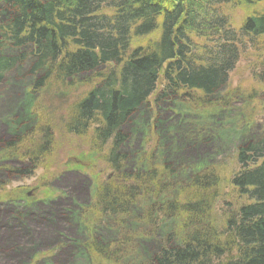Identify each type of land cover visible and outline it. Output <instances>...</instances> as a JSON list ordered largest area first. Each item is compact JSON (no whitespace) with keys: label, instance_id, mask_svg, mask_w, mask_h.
Here are the masks:
<instances>
[{"label":"trees","instance_id":"trees-1","mask_svg":"<svg viewBox=\"0 0 264 264\" xmlns=\"http://www.w3.org/2000/svg\"><path fill=\"white\" fill-rule=\"evenodd\" d=\"M263 3L0 0L12 13L0 30L4 43L16 49L31 46V72L44 73L35 78L30 92L48 89L51 95L73 94L74 100L62 108L40 109L35 128L2 143L6 158L30 168L12 173L27 177L52 157L58 110L63 111L61 127L68 136H89L92 151L105 153L110 174L97 183L85 215L92 227L111 222L120 237L110 243L92 237L84 249L93 264H264V137L237 150L239 170L229 184L245 201L238 206L225 193L219 198L224 177L215 168L178 185L166 167L151 164L155 156H144L150 165L143 170L128 172L122 153L128 139L122 128L154 95L158 100L181 99L195 111L227 108L231 99L245 96L233 90L221 93L243 56L251 60L255 82L264 86V6L262 11H249ZM225 8L244 10L247 16L236 27ZM16 64L0 58V84ZM246 97L256 99L254 93ZM0 189L5 191L2 185ZM6 195L19 201L25 192ZM219 199L226 207L218 214ZM138 207L143 208L138 220L151 228L175 222L165 247L149 262L132 256L134 236L127 223ZM173 240L176 245L170 246Z\"/></svg>","mask_w":264,"mask_h":264},{"label":"rangeland","instance_id":"rangeland-1","mask_svg":"<svg viewBox=\"0 0 264 264\" xmlns=\"http://www.w3.org/2000/svg\"><path fill=\"white\" fill-rule=\"evenodd\" d=\"M263 6L264 3L249 11H262ZM224 11L236 27L247 16L240 9L231 12L225 8ZM11 17L12 13L0 4V30ZM31 53V46L16 49L5 44L0 32V58L17 62L0 84V185L5 190L0 191V264H93L85 244L92 237L106 243L120 237L111 222H97L92 227L85 215L93 202L97 183L110 174L105 153L92 151L89 136H68L61 127L63 111L58 110L59 117L53 119L54 154L48 162L41 164L32 175L19 177L12 172L29 170L28 164L4 156L2 143L35 128L41 118L40 109L45 110L48 105L62 108L74 102L73 94L51 95L48 89L40 94L30 92L35 78L44 74H32ZM249 61L243 56L230 74L228 86L221 92L233 90L245 94L231 99L233 102L227 108L217 106L211 112L195 111L181 99L158 100L154 95L122 128L128 138L122 148L127 157L126 171L136 172L149 166L150 163L143 161L149 154L155 156L151 164L161 169L166 167L172 173V182L178 185L188 182L201 170L215 168L224 177L221 186L224 192L219 198L225 193L233 205L245 203L229 184L239 170L237 150L264 137V86L253 79ZM251 93L256 98L254 101L246 97ZM247 119L251 123H246ZM198 131L201 136L196 134ZM14 190H24L25 195H20L19 201L11 200L6 194H14ZM225 204L224 199L218 200V214L223 213ZM132 213L127 223L128 232L134 236L132 256L140 263L149 262L165 247L175 222L151 228L138 220L142 207ZM174 245L175 240L170 246Z\"/></svg>","mask_w":264,"mask_h":264},{"label":"bare ground","instance_id":"bare-ground-1","mask_svg":"<svg viewBox=\"0 0 264 264\" xmlns=\"http://www.w3.org/2000/svg\"><path fill=\"white\" fill-rule=\"evenodd\" d=\"M199 133V131L196 133V134H198ZM195 135V134H194ZM198 135H200L201 136V134H198ZM77 169V168H76ZM77 216V215H76ZM75 216V218H76V220H77V217Z\"/></svg>","mask_w":264,"mask_h":264}]
</instances>
